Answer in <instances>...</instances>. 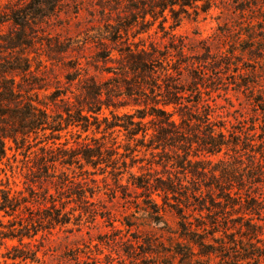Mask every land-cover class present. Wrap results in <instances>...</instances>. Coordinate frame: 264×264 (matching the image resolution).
I'll list each match as a JSON object with an SVG mask.
<instances>
[{
    "label": "rangeland",
    "instance_id": "obj_1",
    "mask_svg": "<svg viewBox=\"0 0 264 264\" xmlns=\"http://www.w3.org/2000/svg\"><path fill=\"white\" fill-rule=\"evenodd\" d=\"M142 2L150 0H53L51 7L41 0L0 2V13H6L5 19L11 11L31 9L41 13L26 29L11 21L0 27V86L8 82L22 96L48 104L53 118L66 119L65 110L75 116L79 103L88 101V89L104 84L112 90V103L118 108L89 114L92 126L87 133L81 126L70 127L56 144L68 141L70 146H77L89 137L100 139L108 147H119L120 153L125 154V146L133 147L135 143L123 131L107 130L105 122L113 121L112 111L132 115L145 105H136V97L126 95V82L133 83V75L126 71L125 60L116 50L154 49L158 60L155 79L164 80L165 70H170L172 86L179 90L198 88L197 94L186 95L183 101L184 113L199 120L192 122L195 136L204 138L211 126L217 130L226 128L230 148L216 156H205L197 152L195 144L192 155L198 157L192 158L195 163L185 167L186 171L177 168L175 162L153 158L145 149L138 154L144 160L134 167V173L150 172L153 178L163 180L171 176L184 182L189 194L194 189L201 190L202 195L191 202L182 195L177 199L170 197L165 205L161 194L147 195L134 188L127 173L117 184L111 169L82 177L81 171L73 167L66 172L80 184L74 189L88 188L95 193L84 206L69 198V192L58 195L49 182L33 183L36 170H30L32 164L28 165L24 153L7 142V159L0 164V189L4 186L26 194L30 190L44 191L55 200H63L66 211L74 218L69 225L40 232L28 249L19 247L29 251L32 260L7 259L18 252L0 246V264H183L176 245L180 243L179 224L183 221L177 208L190 220L220 212V217L233 220L229 222L231 231L249 219L264 226V211L258 216L242 212L247 197L264 195V0H207L193 8L158 10L154 17L146 18L135 9ZM51 95H55V102L48 99ZM207 117L209 122L205 124ZM46 137L39 135L33 151L52 139L49 132ZM167 153L174 161L175 154L171 150ZM215 179L232 189L233 194L242 195L235 210L219 211L211 206L209 198L220 194L209 187ZM197 200H203L208 210L200 213ZM84 210L100 215L92 218ZM241 218H245L244 222ZM6 222L1 219L0 232ZM4 244L10 248L18 246L17 241ZM216 246L215 254L196 255L195 262L234 264L225 263ZM183 247L181 250L186 245ZM229 247L232 252L234 247L227 245L228 250ZM194 251L199 253L198 248Z\"/></svg>",
    "mask_w": 264,
    "mask_h": 264
},
{
    "label": "trees",
    "instance_id": "obj_2",
    "mask_svg": "<svg viewBox=\"0 0 264 264\" xmlns=\"http://www.w3.org/2000/svg\"><path fill=\"white\" fill-rule=\"evenodd\" d=\"M4 1L9 0H0V2ZM41 1L46 6L53 5V0ZM206 2L207 0H167L166 2L150 0L149 3L142 2V6L135 9L146 18L147 15L154 17L158 10L165 12L173 7L193 8L199 3ZM203 11L207 12L208 9ZM40 14L38 10L31 9L19 12L11 11L7 15L8 19H5L6 13H0V27L11 21L15 26L26 29L29 22L37 20ZM116 52L124 58L126 71L133 75L131 79L133 83L126 82V95L136 97L135 104L140 106L141 103H144L145 108L132 115H121L112 111L113 121L109 122L105 119V123L107 130L125 132L126 138L135 143L133 147L125 146V154H121L119 147H108L100 139L89 137L84 140L83 144L77 146H70L68 141L56 144L61 141V134L70 127L81 126L87 133L92 126L89 114L99 115L103 108H118L112 103V90L109 87L105 88L104 84L94 85L88 89V101L79 103L80 107L75 116H71L70 110H65L68 118L55 119L48 111V104L22 96L20 91H16L15 87L7 82L0 86V164L4 159H7L8 149L6 146L7 142H10L15 146L16 151L24 153L28 165L32 164L30 170H36L32 174L33 183L49 182L54 185L58 195H63L62 192H65L64 194L69 192L71 194L69 198L76 199L84 206L91 202L95 193L88 188L74 189V186L80 184L75 183V177L66 172L73 167L81 171L82 177L96 176L100 171L105 173L111 169L110 174L115 177L117 184L121 181L120 177L127 173L129 182L134 188L142 190L147 195L161 194L159 197L165 205L170 197L177 199V196L182 195L186 201L191 202L192 199H196L198 194L202 195L201 190L194 189L189 194L184 182L175 181L171 176L163 180L153 178L150 172L148 174L134 173V167L138 163H143L144 160L139 158L138 154L145 149V152L153 158L159 156L165 163L175 162L174 165H177V168L186 171L185 167H191L195 163L192 158L198 157L196 154L192 155L195 144L199 149L197 152H201L205 156H216L230 148L228 136L224 132L226 128L217 130L215 126H211L207 128L209 130L206 131L207 134L204 138L195 136L192 128L195 118L193 114L184 113L183 101L186 95L197 94L198 88H195V91L179 90L174 85L172 86V83H169L172 75L170 70H165L164 80H159L158 77L155 79L153 74L156 72L158 61L156 50L149 51L138 48L136 51L121 52L116 50ZM48 99L56 101L55 95H51ZM169 108L172 110L170 111ZM85 111L87 115L84 114ZM208 117L210 116L208 115ZM208 117L203 123L209 122ZM99 129L97 126V130ZM48 132L52 139H48L38 151H33L35 147L33 143L39 139V135L42 133L46 137ZM190 135L197 141L195 142ZM168 150L175 154V158L172 157L175 159L174 161L168 155ZM59 167L65 170L58 171ZM165 168L167 169V166ZM142 169L143 167L139 168L140 171ZM206 172V168H204V173ZM226 176H222V178L224 179ZM91 181L96 183V180ZM209 187L220 193L216 197L209 198L211 206L219 211L228 208L235 210L236 203L242 202V195L238 192L233 194V190L223 187L219 179H215V183ZM239 191L242 190L239 189ZM52 197L54 196L48 195L44 191L38 193L35 190H30L26 194L13 192L12 189L4 186L0 189V221L7 219V222L3 223L2 232H0L2 243L0 246L18 252V255L7 257V259L12 261L32 260L30 252L19 249V247L28 249L40 232H50L72 222L74 214L66 211L65 202ZM247 198V204L242 205V212L250 216L260 215L264 211V195L255 194L252 198L251 196ZM203 200H197L201 206L200 213L204 209L208 210ZM179 203L182 202L179 201ZM181 211V208H177V214L183 221L179 224L180 243L176 245L180 248L177 254L181 256L183 264H199L194 260L196 255L215 254V245H217L219 257L225 263L228 261V263L234 262V264H264V234H262L264 226L249 219L240 225L238 230L231 231L229 222L233 220L220 217V212L214 211L205 214V216L202 214L199 219L190 220L189 216H184ZM83 213H88L92 218H97L100 215L95 211L84 210ZM241 219L244 222L245 218ZM219 234L221 235L217 238ZM238 234H240L239 238L236 237ZM26 240L28 242H25ZM227 240L228 242H225ZM5 241H17L18 246L10 248L4 244ZM183 245H186L185 250H181L184 248ZM227 245L234 247L232 252H229L231 248L229 247L228 250ZM194 248L199 249L198 254L195 253Z\"/></svg>",
    "mask_w": 264,
    "mask_h": 264
}]
</instances>
